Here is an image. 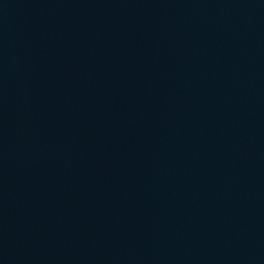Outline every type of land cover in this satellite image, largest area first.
<instances>
[{
  "label": "water",
  "instance_id": "water-1",
  "mask_svg": "<svg viewBox=\"0 0 264 264\" xmlns=\"http://www.w3.org/2000/svg\"><path fill=\"white\" fill-rule=\"evenodd\" d=\"M135 264H264V0H75Z\"/></svg>",
  "mask_w": 264,
  "mask_h": 264
}]
</instances>
